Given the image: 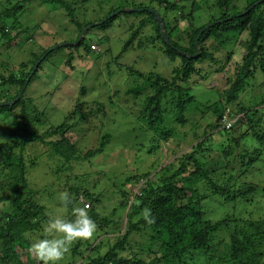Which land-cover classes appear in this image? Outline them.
I'll list each match as a JSON object with an SVG mask.
<instances>
[{
    "label": "rangeland",
    "instance_id": "1",
    "mask_svg": "<svg viewBox=\"0 0 264 264\" xmlns=\"http://www.w3.org/2000/svg\"><path fill=\"white\" fill-rule=\"evenodd\" d=\"M71 1L75 0H69ZM170 1L180 3L179 9L177 13H166L165 22L170 30H174L175 41L183 46L188 44V34L196 27L218 16L219 0ZM193 2L198 4V10H192ZM139 5L145 8L152 7L153 10L160 9L155 0L80 2L75 5L78 10L77 21L81 24L91 22L90 25H98L79 35L77 28L65 17L63 11L56 8L50 10L44 4H35L23 13L19 21L23 28L32 26L37 30H30L29 33L27 31V34H24L18 26L13 31L15 35L13 42L23 43L22 47L12 48L11 42L8 50L3 51L0 43V66L5 65L6 69L2 73L4 76H9L11 70L18 73L20 64L27 63L31 53L39 55L41 49L47 46L54 47L55 44L68 43L70 44L68 47H75L82 38L86 44L96 46L94 52L89 55L82 50V47L77 51L74 48L55 51L45 63H42L41 70L26 90L25 97L31 100L27 111L31 118L29 120L32 132L45 136L44 132L50 127L55 128L62 123L71 126V129L65 131L63 138L46 136L44 143L29 144L21 153L26 165V194H30L34 202L42 208L39 228L27 234L29 243L26 244L29 247L30 237L37 234L41 225L46 223L47 213L70 215L71 209L66 211L58 200L59 194L67 190L73 196L76 205L89 204L88 211L94 210L97 213L96 224L103 225L102 221L107 218L120 221V224L108 229L107 235L99 231L89 239L88 244H85V240L76 242L65 259H70L76 247V250L83 255L90 253L91 256H96L95 253H91V249L99 242L102 244L98 253L104 254L109 245L115 242V237L124 231L126 224L127 210L120 209L114 213L122 197L120 191L128 190L131 201L142 184L132 181L127 183L126 179L145 172H151L149 178H154L160 168L193 149L196 138L200 137L207 122L213 123V128L206 137L204 154L198 153L196 156L202 169L211 179V182L197 181L198 195L204 200L203 221L217 224L224 219L231 222L240 219L243 225L236 223V227L245 229L251 224L264 222V192L261 194L259 191H254L245 198H240L237 194H223L226 197L229 195L227 200L226 197H218L219 192L216 189V187L229 189L234 193L236 190L243 191L250 184L257 190L264 187V163L260 162L246 171L239 172L241 155L254 156L255 150L260 148V158L264 160V143L252 136L253 126L249 123L251 120L254 121L259 133L264 135L263 76L257 71V76L255 74L251 84L237 97L232 109H226L224 112L225 116L232 112L235 119L240 120V125L233 127L228 135L223 131L219 133L214 128L217 123L214 115L206 108L224 103L222 93L234 82L236 69L239 65L242 66L241 60L244 56L239 44L230 42L225 45L223 50L217 52L219 54L216 56L218 58L216 66H211L209 63L201 66L203 69L201 76H205V79H201V76L193 77L185 86L186 89H192L190 95L193 101L190 103L192 108L188 109L184 126L175 123L174 116L167 117L172 115L173 110V106L167 102L175 101L171 95L167 96L163 107L165 113H168L166 117L169 122L165 119L161 128L166 140L161 139L159 144L154 146L153 154H149L148 149L151 148L149 136L144 138L141 133L145 124L140 117L147 113V109L143 111L142 108L144 105L142 95L155 93L149 81H154L156 76L167 80L162 84L170 83L174 69L179 67L180 61L176 59L170 62L161 53L159 49L162 45L159 40L156 41L158 43L154 41L156 32L151 22L147 20V15L139 13L128 15L120 12L112 17L114 18L112 21L108 20L113 13L105 18L112 9H132ZM240 6L242 7L243 4ZM103 24L107 26L98 28ZM207 46H210L209 42ZM69 54L71 60L67 64ZM60 59L62 60L59 68L50 65ZM30 65L28 64L25 72H28ZM208 72L210 73L207 75ZM132 85L146 91L143 94L134 92L132 87L129 93L128 90ZM154 85L159 87L157 84ZM81 88L84 89V94H80ZM173 91L177 93L175 88ZM2 94L5 93L0 87V95ZM97 103H101L102 107L97 106ZM241 106L245 107L246 111L239 114L236 111ZM255 109H257L256 115L250 116L249 121L246 120L244 115H251ZM34 113L35 117H31ZM83 114H86V117H82ZM34 118L38 123L33 124ZM74 124L75 127L72 128ZM10 125V119H4V116L0 115V145L13 148V152L18 154L20 147H15V142L18 143V140L21 141L26 137L22 134L13 137ZM241 134H246V137L236 142L231 138V135L233 138H239ZM104 137H108L104 151L89 156V152L100 148ZM56 142L60 144L53 147ZM180 144L184 146L182 150L179 149ZM153 165L156 166L155 170ZM4 175L0 172V182L6 179ZM6 193L8 194V189ZM6 193L4 197H7ZM86 194L93 199L97 198L99 203L92 204ZM6 208V205L0 203V211ZM139 219L140 216H137L135 222ZM230 226L233 227L232 224ZM211 236L214 241L209 248V254L202 256L198 253L194 259H188V262L235 264L225 249V245L233 241L232 234L220 226L212 230ZM234 237L241 239L240 235ZM158 240L154 229L149 225L144 228L141 226V231L132 234L128 239L127 251L122 255L150 263L161 258L163 253L159 247L162 241ZM262 243L257 242L256 245L260 246ZM257 247H254L256 250L253 251L252 248L247 252L246 257L260 262L264 260V249L261 257ZM21 258L23 259L22 256ZM30 258L33 263L38 264L33 254ZM79 262L78 257L77 263ZM184 262L186 263L187 260ZM155 264L162 263L159 261Z\"/></svg>",
    "mask_w": 264,
    "mask_h": 264
},
{
    "label": "trees",
    "instance_id": "2",
    "mask_svg": "<svg viewBox=\"0 0 264 264\" xmlns=\"http://www.w3.org/2000/svg\"><path fill=\"white\" fill-rule=\"evenodd\" d=\"M84 1L86 0H75L74 2H69V0H0L1 50H8V46L11 42L12 48L20 49V47H22L23 43L18 44V42H13L15 39L13 31L18 26L21 27L24 34H27V31L29 33L30 30L35 31L36 28L34 29L32 26L23 28L19 21L23 13L27 9L32 8V6H35V4H44L47 5L50 10L56 8L63 11L65 17L74 24L80 35L82 30L91 23L87 22V24H81L76 18L78 10L75 8V5ZM155 1L160 9H155L154 11L159 14L164 24L163 36L160 33V27L154 15L148 12V9H152V7L145 8V6L139 5L132 9H144V11L139 12V14L147 15V20L153 25L156 32V39L154 41L156 42L159 40L162 45L159 50L170 62L179 59L180 64L177 69H174V76L171 78L170 83L162 84V82H167V80L161 78V76H156L154 81H149V83H152L150 84L152 85L151 87H154V94H143L146 90H143L139 86L133 87V85L128 90L130 93L133 87L134 92H141L143 94L142 98L144 105H142V108L143 111L147 109V113H144L143 116L140 117L143 121L142 123L145 124V128L141 130V133L144 138L149 136L151 147L148 149L149 154H153L154 146H157L161 139L166 140L165 134L161 131V128L164 125L165 119L169 122L167 117L172 118V116H174L175 123L182 126L185 125L188 109L190 103L193 101L190 95L192 89H186L185 86L193 77L201 76L203 71L201 66L203 64L209 63L211 66H216V64H218V58L216 56L219 54L217 52L223 50L224 46L228 43L232 42L239 44L243 50L244 56L241 60L242 66L239 65L236 69L234 82L222 93V96H224V103L222 105L214 104L206 108L214 115L217 122H215L216 126L214 128L217 129L219 133L223 131L228 135L233 127L240 125V120L236 118V121L230 128L231 130L221 128V120L225 116V110L232 109L237 97L251 84L255 74L257 76V71H259L264 79V1L258 3L260 0H219L217 3V7L219 8L217 18L206 23H201L196 27L188 34V44L184 46L175 41L174 37L176 34L174 30H170L168 24H166L167 22H165L166 13H177L180 3L171 2L170 0ZM241 4H243L242 7L240 6ZM192 7L193 11L199 9L198 4L194 2L192 3ZM119 9L120 8H115L110 10L105 18L112 13L114 14V12L116 13ZM136 13L138 12H122L121 14L134 15ZM113 19L110 18L108 21H112ZM105 26L107 25L103 24L102 26H98V28H103ZM197 36H199V38L196 47L195 38ZM208 42L211 47L207 46ZM62 47L52 50L53 47L51 45L42 48L39 55L31 53L28 62L20 64L19 72L15 73L11 70L9 76L2 75L3 71L6 69L4 68L5 65L2 67L0 66V87L5 93L0 95V115H3L4 119H10L11 135L13 137L17 134H22L26 137L21 139V141L18 140V143L15 142L16 144L14 146L20 147L18 154L13 152V148H5L4 145H0V172H3L5 174L4 178H6L4 182H0V203L7 206L6 209L0 211V264H35L30 258L31 254L26 242L29 243L27 234L39 228L42 208L34 202L31 196H29L30 194H26V165L21 153L29 144L35 142L44 143V138L46 136H59L63 138L65 131L71 129V126L62 123L55 128L50 127L44 132L45 136L37 135L35 132H32L31 118L27 111V106L31 103V100L25 97L26 90L31 81L35 78V75L41 70L42 63H45L55 51H60L62 49L69 50L72 48L77 51L82 47V50L88 55L94 52L90 48V45L85 43L84 38L78 41L75 47ZM197 48L200 53L197 58H194ZM62 59L50 65L59 68ZM70 60L71 54L68 55L67 64H69ZM37 61H39V65L28 79ZM28 64H31L30 69L28 72H25ZM209 73L210 72L206 74L208 75ZM27 79L29 81L21 97L17 99ZM201 79L204 80L205 76H201ZM154 84L159 85V87ZM173 88L177 90V93H174ZM11 91L13 92L11 93ZM80 94H84L83 88L80 89ZM169 95L175 98V101L167 102V104L170 103L173 106L172 115L165 113L163 107L165 99ZM96 105L102 107L101 103H97ZM17 110L18 112H16ZM244 111H246V108L241 106L237 108L236 112L240 114ZM251 113V115H244L246 120L249 121L250 116L256 115L257 109ZM247 114L250 113L247 112ZM32 116L35 117V113L32 114L31 117ZM227 116L229 119H235V115H233L232 112L227 114ZM82 117H86V114H83ZM34 121L33 124L37 122L35 118ZM249 123L253 126L251 130L252 136L264 143V135L259 133L256 125H254L256 123L252 120L249 121ZM73 127H75V124L72 128ZM212 128L213 123L207 122L200 137L196 138V144L193 149L189 152H184L173 160V162L160 168L154 178H149L151 172L136 174L132 178H127V183H131L130 181H132L136 184L142 182V184L131 201L129 200L128 190L122 189L120 191L122 197L114 213L120 209L127 210L124 231L120 232V234L115 237V242L113 245H109L108 250L104 254L99 255L98 253L102 242L97 243L94 248L91 249V253H95L96 256H91L90 253L83 255L76 250V247L70 259H65L63 264H155L159 261L162 264H190L188 259H194L195 255L198 253L202 256L209 254V248L214 241L211 232L214 228L220 226L226 228L227 232L231 233L233 236V241L226 244L225 249L232 257L235 264H264V260H260V262L252 261L246 257L247 252H250L252 248L258 246L256 245L257 242L262 243L264 238V222L251 224L249 228L245 229L243 227H236V223L243 225V221L240 219L235 220V222L224 219L217 224L203 221L202 212H205L203 208L204 200L198 195L197 181L204 180L211 182V179L202 169L196 156L198 153L204 154L205 150L203 146L207 142L206 137ZM160 133L162 135L158 136ZM246 134H241L242 136L239 138H233L231 135V138L236 142L238 139L246 137ZM107 138L108 137L103 138V142L97 151L89 152L88 155L101 154L107 144ZM58 144L60 143L56 142L53 144V147H56ZM180 145L181 147L179 149L182 150L184 146L183 144ZM260 152L261 150L259 148L253 153L255 154L254 156L241 155V169L239 172L241 173L242 170L246 171L260 162L264 163L263 158H260ZM174 156H176V154ZM153 167L155 170L156 166L153 165ZM7 189L8 194L6 193ZM216 189H218L219 192L218 197L221 198L226 197L223 194H237L240 198H245L250 196L254 191H259L261 194L264 192V187L257 190L251 184L247 185L243 191L236 190L234 193L230 192L229 189H219L217 187ZM5 193L7 197H4ZM229 195L227 196L229 197ZM86 197L90 199L92 204L99 203L97 198L93 199L92 197H88L87 194ZM228 197H226L227 200L229 199ZM233 198L234 196L231 197V199ZM249 203H251V201H249ZM146 208L151 209L152 216L155 217V223L149 226L156 232V238L159 239L158 241H162L159 247H161L160 251L163 252L161 258L155 259L150 263H144L143 260L138 261L135 257L130 259L128 256L122 255L127 251L128 239L130 236L140 232L141 226L144 228L148 225L143 219V211ZM88 212L92 219L98 223L97 213L94 212V210ZM137 216H140V219L135 222ZM102 223L103 225L97 224L95 234L102 231L107 235L108 229L119 225L120 221L107 218L103 220ZM229 224H232L234 228ZM236 235H240L241 239L235 238L234 236ZM88 243L89 239L85 240V244ZM257 248L259 250V256L262 257L264 241ZM254 250H256V248H254L253 251ZM78 257L80 259L79 263H77ZM185 260H187L186 263L184 262Z\"/></svg>",
    "mask_w": 264,
    "mask_h": 264
},
{
    "label": "clouds",
    "instance_id": "3",
    "mask_svg": "<svg viewBox=\"0 0 264 264\" xmlns=\"http://www.w3.org/2000/svg\"><path fill=\"white\" fill-rule=\"evenodd\" d=\"M58 200L66 211L71 209L70 215L47 213L46 223L41 225L37 234L30 237L29 252L35 256L38 264H63L73 245L78 241L91 239L97 229L95 220L89 215L87 204L76 205L67 190L59 194ZM143 219L148 225L155 223L151 209L143 211Z\"/></svg>",
    "mask_w": 264,
    "mask_h": 264
},
{
    "label": "water",
    "instance_id": "4",
    "mask_svg": "<svg viewBox=\"0 0 264 264\" xmlns=\"http://www.w3.org/2000/svg\"><path fill=\"white\" fill-rule=\"evenodd\" d=\"M262 1H264V0H260L258 3L262 2ZM252 7H253V6H252ZM142 11H144V9H121V10L117 11L116 13H114L112 16H110V18H112L115 14L120 13V12H124V13L138 12V13H139V12H142ZM148 12L151 13L152 15H154V17H155V19H156V21H157V23H158V25H159V27H160V33H161V35L163 36V35H164V24H163V22H162V20H161V18H160V16H159V14H158L156 11H154L153 9H148ZM110 18H109V19H110ZM97 25H98V24H92V25H90V26L84 28V30L82 31L81 34L85 33L87 29H91V28H93V26L95 27V26H97ZM198 38H199V36H197V37L195 38V46H196V47H197ZM79 41H80V39H79ZM68 45H70V44H68V43H64V44L56 45L55 47L52 48V50H55V49H57V48H59V47H62V46H68ZM199 53H200V52H199V50H198V48H197V52H196V55L194 56V58H197L198 55H199ZM38 65H39V61H37V62L35 63V66L33 67L31 73L29 74L28 79H29V78L32 76V74L36 71V68H37ZM28 79L26 80L24 86L22 87L21 91L19 92L17 99L21 97V94L23 93V91H24V89H25V87H26V85H27V83H28V81H29ZM16 101H17V100H16ZM13 103H14V102H13Z\"/></svg>",
    "mask_w": 264,
    "mask_h": 264
},
{
    "label": "built area",
    "instance_id": "5",
    "mask_svg": "<svg viewBox=\"0 0 264 264\" xmlns=\"http://www.w3.org/2000/svg\"><path fill=\"white\" fill-rule=\"evenodd\" d=\"M92 50L96 49V46L92 45L91 46ZM236 121V119H229L228 116H224L223 119L221 120V128H224L226 130H229L232 126V124ZM89 206V204H87ZM89 209V207H88Z\"/></svg>",
    "mask_w": 264,
    "mask_h": 264
}]
</instances>
